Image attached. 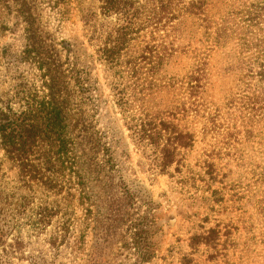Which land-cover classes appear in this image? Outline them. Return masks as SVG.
<instances>
[{"label": "rangeland", "instance_id": "rangeland-1", "mask_svg": "<svg viewBox=\"0 0 264 264\" xmlns=\"http://www.w3.org/2000/svg\"><path fill=\"white\" fill-rule=\"evenodd\" d=\"M228 2L229 10L264 19V0ZM95 6V0H0V118L45 100L52 88L46 56L58 59L70 45L93 57L100 84L97 114L87 124L92 150L114 156L90 167L86 194L73 147L60 158L38 139L8 154L0 139V233L7 238L0 264H264V111L255 116L246 109L255 96L264 108V86L243 83L213 55L206 96L220 112L209 133L203 112H190L180 90L189 62L166 64L155 76L160 91L132 111L138 117L143 111L158 129L174 123L192 136L180 165L163 170L154 148L132 137L113 97L116 73L97 61L85 38L82 18ZM138 36V51L153 45V33ZM97 134L107 144H98ZM214 230L229 238L216 250L193 248Z\"/></svg>", "mask_w": 264, "mask_h": 264}, {"label": "trees", "instance_id": "trees-1", "mask_svg": "<svg viewBox=\"0 0 264 264\" xmlns=\"http://www.w3.org/2000/svg\"><path fill=\"white\" fill-rule=\"evenodd\" d=\"M228 3V0H95V8L82 18L85 38L94 48L97 61L116 73L113 97L126 126L138 145L154 148L163 170L180 165L181 151L194 143L192 136L180 131L174 123H167L166 128L163 122L158 129L143 111L139 117L132 115V111L137 103L160 91L155 76L166 64L182 59L189 62L186 89L183 84L180 90L187 94L190 112H203V128L209 133L214 131L220 112L212 109L206 96L213 89L208 73L213 55L222 56L228 63L225 71L239 72L243 83L264 86V19L256 21L260 18L256 12L229 10ZM253 30L261 33H250ZM139 33H153V45L141 52L136 42ZM197 43L200 45L195 46ZM62 52L59 61L46 56L52 85L49 95L20 113L0 118V139L8 154L20 150L15 149L17 143L23 146L38 139L47 141L60 158L67 157L73 147L83 184L80 189L87 194L94 174L90 167L104 163L106 158L108 163L114 156L103 148L106 152L98 157L87 130L89 120L97 114L93 112L94 100L100 95L94 59L70 45ZM247 103L248 111L262 116L264 108L257 107L256 96ZM90 113L94 115L91 117ZM97 140L102 146L107 144L99 134ZM109 145L114 146L111 142ZM228 235L217 230L200 235L193 248L204 245L216 250ZM6 240L5 234L0 233V245Z\"/></svg>", "mask_w": 264, "mask_h": 264}]
</instances>
